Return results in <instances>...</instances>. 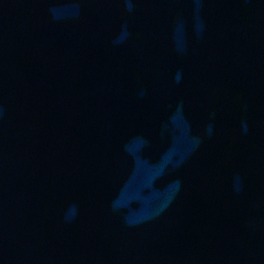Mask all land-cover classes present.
<instances>
[{
	"label": "water",
	"instance_id": "obj_1",
	"mask_svg": "<svg viewBox=\"0 0 264 264\" xmlns=\"http://www.w3.org/2000/svg\"><path fill=\"white\" fill-rule=\"evenodd\" d=\"M0 264H264V0H0Z\"/></svg>",
	"mask_w": 264,
	"mask_h": 264
}]
</instances>
